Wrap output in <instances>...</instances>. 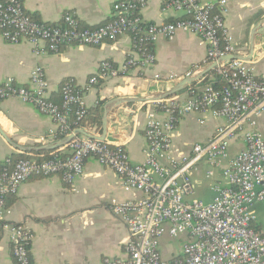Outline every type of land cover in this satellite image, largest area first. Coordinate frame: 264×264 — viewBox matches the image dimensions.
Segmentation results:
<instances>
[{
    "label": "built area",
    "instance_id": "2783aa9c",
    "mask_svg": "<svg viewBox=\"0 0 264 264\" xmlns=\"http://www.w3.org/2000/svg\"><path fill=\"white\" fill-rule=\"evenodd\" d=\"M146 1L119 0L114 4L115 14L110 22L89 28L82 27L70 12L64 14L63 23L48 25L29 16L21 0H0V36L12 44L28 42L38 55L57 52L62 45L97 46L123 34L132 36L134 52L138 54L137 59L130 54L122 66L103 61L83 88L68 80L62 87L61 104L49 98L41 65L32 71L30 87L13 79L0 84V101L19 98L33 104L53 119L56 128L50 134L64 138L74 131L72 124L88 114L86 91L100 79L152 66L156 61L152 45L161 37L168 38L179 31L197 34L207 46L209 61L237 54L225 24L230 0H165L164 12L183 16L162 24L144 21L140 10ZM214 70L223 81L221 87L208 84L190 89L185 99L177 95L156 102L146 123L148 145L142 163H131L123 144L86 136H76L60 148L62 152L47 159L14 161L8 157L1 162L0 232L8 234L13 244L14 264H31L34 234L25 225L8 219L7 197L34 176L60 174L73 185L83 174L89 157L112 168L121 177L125 191L143 193L140 199L112 202V211L129 228L132 238L126 245V259H106V264H264V236L255 225L264 215V138L256 129L258 118L264 113V77H257L254 68L240 58L219 62ZM156 77L161 78L159 74ZM174 78L172 75L164 81L172 82ZM159 110L163 118L156 113ZM209 110L224 117L227 124L218 127L209 142L195 143L189 154L178 159L171 157L179 119ZM239 140L243 147L232 155L230 148ZM202 162L221 168L227 182L211 186L214 198L210 202L187 199L193 188L192 172ZM213 176L214 171L207 172V178ZM183 235L187 240L180 255L165 259L160 251L162 238Z\"/></svg>",
    "mask_w": 264,
    "mask_h": 264
},
{
    "label": "crops",
    "instance_id": "0c3cea01",
    "mask_svg": "<svg viewBox=\"0 0 264 264\" xmlns=\"http://www.w3.org/2000/svg\"><path fill=\"white\" fill-rule=\"evenodd\" d=\"M26 13L34 20L47 24H61L66 12L73 13L82 27L107 24L114 17L117 0H21ZM165 0H147L140 14L148 24L175 21L181 14L164 12ZM209 2L211 0H203ZM225 24L237 46V55L254 68L257 77H264V0H230ZM156 61L152 66L136 67L127 73L93 85L85 93L89 110H102L99 128L77 127L97 136L105 131L104 107L110 104L105 140L123 144L133 164L146 157L145 128L148 116L155 109L163 92L191 74L206 70L214 64L207 59V46L200 36L179 31L168 38H159L153 46ZM134 52L132 36L120 35L97 46L62 45L57 52L38 55L28 42L12 44L0 36V84L8 79L30 87L31 73L37 65L43 66L48 81L49 97L60 101L63 85L73 80L78 87L88 84L100 64L109 60L122 66ZM214 70V69H212ZM210 70L194 84L202 88L207 78L213 81ZM159 74L161 78H157ZM175 75L174 81H164ZM210 76V77H209ZM189 86L188 88H190ZM167 98L180 95L186 98L187 89ZM157 100H153V99ZM158 110V109H157ZM163 118V112H156ZM227 124L222 116L212 111L182 116L173 134L170 156L180 158L190 153L195 143H207L218 127ZM53 119L31 103L19 98L0 101V163L8 157L27 154L35 157L42 151H22L15 148L1 134L14 143L35 148L53 144L62 138L50 134L55 130ZM256 129L264 138V113L258 118ZM72 132V133H73ZM81 136H84L80 134ZM67 137V136H66ZM65 138V137H64ZM64 147V146H63ZM243 147L241 140L230 148L236 155ZM62 148V147H61ZM59 149V148H58ZM40 155V154H39ZM214 171L207 178L208 171ZM193 188L187 199L210 202L214 198L211 186L226 184L221 168L207 162L200 163L192 172ZM143 197L140 191H125L121 177L94 157L87 158L84 172L73 185L60 174L49 177H31L18 191L7 197L10 209L8 219L28 227L34 234L30 246L31 264H106V259H126V245L132 234L125 223L112 211L113 201H129ZM187 236L162 238L160 251L167 260L180 255ZM13 244L8 234L0 232V264H14Z\"/></svg>",
    "mask_w": 264,
    "mask_h": 264
},
{
    "label": "water",
    "instance_id": "95a60500",
    "mask_svg": "<svg viewBox=\"0 0 264 264\" xmlns=\"http://www.w3.org/2000/svg\"><path fill=\"white\" fill-rule=\"evenodd\" d=\"M235 58H239L237 55H227V56H224L222 58H220L217 62H214V64L212 65V67L206 69V70H203V71H199L198 73H195V74H191L189 76H187L186 78H184L183 80L179 81L177 84H175L173 86L172 89L166 91V92H163L162 95L157 98V99H163V98H167L173 94H176L178 92H181L183 91L185 88H188L189 86H192L199 78H201L202 76H204L206 73H208L210 70L214 69L217 64L219 62H222V61H225V60H231V59H235ZM156 98L153 99V100H157ZM110 104H107L105 107H104V116H103V125H104V131L106 132V125L108 123V117H109V110H110ZM104 132V133H105ZM104 133L101 135V136H97L95 134H92L86 130H83V129H79L71 134H69L67 137L59 140V141H56L54 142L53 144L51 145H48V146H43V147H35V148H28V147H24L20 144H16L14 143V141L12 139H10L9 137L6 136V134L2 133L1 134L6 138V140L8 142H10L13 146H15V148L17 149H20L22 151H42V150H47V151H52V150H56L58 148H61L65 145H67L71 140H73L76 136L82 134L86 137H89V138H93V139H99V140H105L106 136H104Z\"/></svg>",
    "mask_w": 264,
    "mask_h": 264
},
{
    "label": "trees",
    "instance_id": "16d2710c",
    "mask_svg": "<svg viewBox=\"0 0 264 264\" xmlns=\"http://www.w3.org/2000/svg\"><path fill=\"white\" fill-rule=\"evenodd\" d=\"M119 1V0H117ZM136 14H139L138 11H136ZM40 22V21H39ZM172 22V21H170ZM63 23V21L61 22ZM47 24V23H46ZM150 24V23H149ZM48 25H52V24H48ZM151 48V47H150ZM153 48V45H152ZM112 62V61H111ZM113 65H116L114 62H112ZM117 66V65H116ZM210 76H213V81H209L207 78L203 81L204 84L208 85V84H213L215 87H221L223 84V81L216 75L215 70H212L209 74ZM209 76V77H210ZM102 81H104L103 79H100L99 83H101ZM67 82V81H66ZM98 83V84H99ZM197 88L195 84H193L190 88L187 89V91H189L190 89H195ZM62 91V90H61ZM61 95V99L60 101H56L53 100L51 97H49L52 101L56 102V103H60L62 102V92H60ZM72 122L75 120V117L72 116L70 119ZM102 124V110L101 108L97 107L94 110H89L88 114L85 116V118L76 123V124H72V129H75L77 127H86V128H95V127H101ZM81 136V135H78ZM65 149V148H64ZM62 149H56V150H52V151H43V152H38L35 153V157L34 158H40V159H47L50 158L54 153H58V152H62ZM40 154V155H39ZM28 158H33L28 156L27 154H22L18 157H13L12 159L14 161L19 160V159H28ZM257 225V231L264 236V215L263 213L260 215L259 217V221L255 224Z\"/></svg>",
    "mask_w": 264,
    "mask_h": 264
}]
</instances>
